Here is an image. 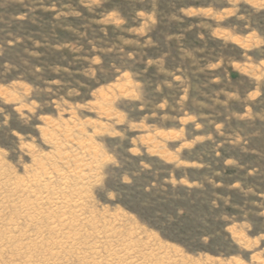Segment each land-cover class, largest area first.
I'll use <instances>...</instances> for the list:
<instances>
[{
	"label": "rangeland",
	"instance_id": "obj_1",
	"mask_svg": "<svg viewBox=\"0 0 264 264\" xmlns=\"http://www.w3.org/2000/svg\"><path fill=\"white\" fill-rule=\"evenodd\" d=\"M0 198V264H264V0H0Z\"/></svg>",
	"mask_w": 264,
	"mask_h": 264
},
{
	"label": "bare ground",
	"instance_id": "obj_2",
	"mask_svg": "<svg viewBox=\"0 0 264 264\" xmlns=\"http://www.w3.org/2000/svg\"><path fill=\"white\" fill-rule=\"evenodd\" d=\"M86 164V163H85ZM65 179V178H64ZM30 180V179H29ZM29 182V181H28ZM27 182V183H28ZM32 182V181H31ZM20 184V183H19ZM31 184V183H30ZM34 184V183H33ZM8 185V184H7ZM67 185V184H66ZM14 187H15V185H14ZM62 188V187H61ZM30 189V188H29ZM32 189V188H31ZM47 189V188H46ZM78 189V188H77ZM17 190V189H16ZM48 190V189H47ZM72 190V189H71ZM30 191V190H29ZM4 192V191H3ZM15 192V191H14ZM20 192V191H19ZM65 192V191H64ZM68 192V191H67ZM77 192V191H76ZM7 193V192H6ZM11 193V192H10ZM45 193V192H44ZM9 194V193H8ZM27 194V193H26ZM6 195V194H5ZM12 195V194H11ZM32 196V195H31ZM41 197H42V195H41ZM55 197V196H54ZM59 197V196H58ZM11 198V197H10ZM15 198V197H14ZM77 198H79V197H77ZM1 199V198H0ZM19 199V198H18ZM22 199V198H21ZM20 199V200H21ZM35 199H37V198H35ZM10 200V199H9ZM68 200V199H67ZM81 200V199H80ZM79 200V201H80ZM44 201V200H43ZM2 202V201H1ZM31 202V201H30ZM39 202V201H38ZM74 202V201H73ZM43 204V203H42ZM62 204V203H61ZM78 204V203H77ZM9 205V204H8ZM34 205V204H33ZM39 205H41V203L39 204ZM27 206H28V204H27ZM61 206V205H60ZM65 206V205H64ZM62 207V206H61ZM80 207V206H79ZM78 207V208H79ZM4 208V207H3ZM16 208V207H15ZM18 208H20V207H18ZM30 208H33L32 207V205H31V207ZM36 209V208H35ZM42 209V208H41ZM60 209V208H59ZM77 209V208H76ZM7 210V209H6ZM56 210V209H55ZM64 210V209H63ZM70 210V209H69ZM24 212V211H23ZM60 212V211H59ZM33 213V212H32ZM67 213V212H66ZM32 215V214H31ZM33 215H34V213H33ZM37 216V215H36ZM23 217V216H22ZM63 217V216H62ZM27 218V217H26ZM68 218V217H67ZM50 219V218H49ZM83 219V218H82ZM35 221H36V219H35ZM53 221V220H52ZM48 223V222H47ZM53 223V222H52ZM55 223V222H54ZM68 223V222H67ZM70 223V222H69ZM57 224V223H56ZM72 224V223H71ZM73 225V224H72ZM57 226V225H56ZM58 226H60V225H58ZM10 227V226H9ZM30 227V226H29ZM40 228V227H39ZM59 228V227H58ZM67 228V227H66ZM3 229V228H2ZM6 229V228H5ZM8 229V228H7ZM19 229V228H18ZM55 228H53V230H54ZM69 229V228H68ZM9 230V229H8ZM56 230V229H55ZM59 230V229H58ZM4 231V230H3ZM10 232H11V230H10ZM11 234V233H10ZM30 234V233H29ZM58 234V233H57ZM67 235V234H66ZM73 236V235H72ZM24 237V236H23ZM13 238V237H12ZM40 238V237H39ZM65 238V237H64ZM37 240H39V239H37ZM27 241V240H26ZM59 241V240H58ZM19 242V241H18ZM18 242H16V243H18ZM21 242V241H20ZM27 242H29V241H27ZM41 243V242H40ZM30 244V243H29ZM32 244V243H31ZM4 245V244H3ZM17 244H15L14 246H16ZM35 246V245H34ZM41 246V245H40ZM24 247V246H23ZM43 247V246H42ZM53 247H56V246H53ZM25 248V247H24ZM52 248V247H51ZM6 249V248H5ZM126 249V248H125ZM4 250V249H3ZM28 251L27 252H29V249H27ZM53 250V249H52ZM51 250V251H52ZM1 251V250H0ZM122 251H124L123 250V248H122ZM20 252V251H19ZM50 252V251H49ZM25 253V252H24ZM53 253V252H52ZM55 253V252H54ZM94 253V252H93ZM98 253V252H97ZM23 254V253H22ZM27 254V253H26ZM26 254H24V255H26ZM37 254V253H36ZM112 255V254H111ZM4 256V255H3ZM23 256V255H22ZM40 256V255H39ZM55 256V255H54ZM53 256V257H54ZM24 257V256H23ZM33 257V256H32ZM99 257V256H98ZM3 258V257H2ZM35 258V257H34ZM12 259V258H11ZM94 259V258H93ZM3 260V259H2ZM28 260H30V259H28ZM13 261H15V260H13ZM21 261V260H20ZM27 262H29V261H27ZM37 263V262H36ZM14 264V263H13ZM48 264V263H47Z\"/></svg>",
	"mask_w": 264,
	"mask_h": 264
}]
</instances>
